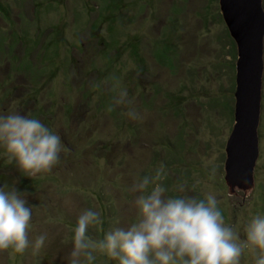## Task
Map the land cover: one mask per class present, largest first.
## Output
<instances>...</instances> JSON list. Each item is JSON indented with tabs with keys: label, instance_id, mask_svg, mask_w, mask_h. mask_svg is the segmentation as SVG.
I'll list each match as a JSON object with an SVG mask.
<instances>
[{
	"label": "rangeland",
	"instance_id": "obj_1",
	"mask_svg": "<svg viewBox=\"0 0 264 264\" xmlns=\"http://www.w3.org/2000/svg\"><path fill=\"white\" fill-rule=\"evenodd\" d=\"M236 61L219 0H0V264H264Z\"/></svg>",
	"mask_w": 264,
	"mask_h": 264
},
{
	"label": "water",
	"instance_id": "obj_2",
	"mask_svg": "<svg viewBox=\"0 0 264 264\" xmlns=\"http://www.w3.org/2000/svg\"><path fill=\"white\" fill-rule=\"evenodd\" d=\"M222 18L235 42L234 125L226 143L225 183L233 193L249 191L259 157L258 126L264 71L263 0H219Z\"/></svg>",
	"mask_w": 264,
	"mask_h": 264
}]
</instances>
